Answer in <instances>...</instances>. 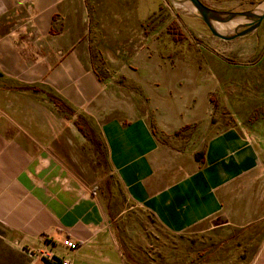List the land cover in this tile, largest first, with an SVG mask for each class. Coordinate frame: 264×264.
Here are the masks:
<instances>
[{
    "label": "crops",
    "instance_id": "obj_1",
    "mask_svg": "<svg viewBox=\"0 0 264 264\" xmlns=\"http://www.w3.org/2000/svg\"><path fill=\"white\" fill-rule=\"evenodd\" d=\"M106 1L99 5L105 8V19L99 20L98 7L88 13L83 0H0V235L7 245L3 264H58L41 256L44 249L68 264H127L109 208L69 171L52 143L51 125L37 126V119L50 121L51 114L46 118L35 112L38 86L55 91L75 108L99 95L102 86L90 58L97 42L109 50L108 57L125 59L124 73L135 72L146 82L160 129L173 132L204 120L183 108L188 96L192 100L206 91L205 83L194 81L188 91L187 81L163 77L158 46L167 20L148 19L165 0ZM97 30L106 37H92ZM126 110L110 115L100 132L127 197L175 234L226 217L229 186L237 185L254 161L243 132L197 129L201 139L194 150H201L200 162L191 158V166L184 167L172 161L171 169V156L165 155L169 147L149 126V114ZM231 195L232 201L238 199ZM230 215L242 217L243 211ZM217 223L214 226L222 225ZM66 239L75 241L76 248H66ZM248 264H264V239Z\"/></svg>",
    "mask_w": 264,
    "mask_h": 264
},
{
    "label": "rangeland",
    "instance_id": "obj_2",
    "mask_svg": "<svg viewBox=\"0 0 264 264\" xmlns=\"http://www.w3.org/2000/svg\"><path fill=\"white\" fill-rule=\"evenodd\" d=\"M83 1L88 13L97 6L99 20L105 19V8L100 10L99 5L106 4V0ZM200 1L215 9L241 11L260 0ZM160 18L167 20L158 46L164 80L173 75L175 81H187L188 91L194 81L202 86L205 83L206 91L194 96L192 103L188 96L190 102L183 108L198 118L203 116V121H190L173 132L160 129L153 119L157 106L150 104L146 82L142 84L135 72L124 73L125 59L108 57L109 50L101 41L90 50L93 69L102 86L99 95L83 108H75L48 87H35L36 115L48 118L51 114L50 121L37 119V126L51 125L52 143L58 145L69 171L109 208V218L115 219L111 227L127 264H248L264 239V18L253 34L229 41L212 36L202 21L175 9L168 0L159 6L155 16L149 17L148 23ZM90 19L95 20L92 14ZM91 36L98 41L106 37L100 30ZM109 104L113 107L110 110ZM124 110L149 114V126L169 147L165 155L171 156V169L172 161L184 167L191 166V158L200 162L201 150H194L201 139L195 134L197 129L237 128L243 132L254 161L244 169L242 183L229 186L226 217L212 219L192 232L175 234L127 197L111 168L100 132L110 115ZM126 115L131 117L128 112ZM231 193L238 199L232 201ZM240 209L242 217L230 215ZM219 221L222 225L214 226ZM1 235L3 264L1 255L7 245Z\"/></svg>",
    "mask_w": 264,
    "mask_h": 264
},
{
    "label": "water",
    "instance_id": "obj_3",
    "mask_svg": "<svg viewBox=\"0 0 264 264\" xmlns=\"http://www.w3.org/2000/svg\"><path fill=\"white\" fill-rule=\"evenodd\" d=\"M168 1L175 9L202 21L212 36L222 40L254 33L264 18V0L241 11L215 9L200 0Z\"/></svg>",
    "mask_w": 264,
    "mask_h": 264
},
{
    "label": "built area",
    "instance_id": "obj_4",
    "mask_svg": "<svg viewBox=\"0 0 264 264\" xmlns=\"http://www.w3.org/2000/svg\"><path fill=\"white\" fill-rule=\"evenodd\" d=\"M64 245L66 248L74 249L76 248V242L70 239H66L64 242ZM41 256L45 258L46 260H49L51 262H57L58 264H68L66 259L57 258L48 250H41Z\"/></svg>",
    "mask_w": 264,
    "mask_h": 264
}]
</instances>
